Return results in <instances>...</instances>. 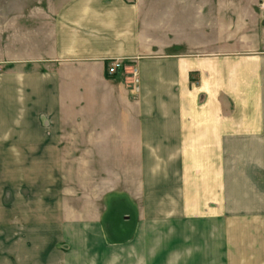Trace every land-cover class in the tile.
<instances>
[{
  "label": "crops",
  "instance_id": "0c3cea01",
  "mask_svg": "<svg viewBox=\"0 0 264 264\" xmlns=\"http://www.w3.org/2000/svg\"><path fill=\"white\" fill-rule=\"evenodd\" d=\"M258 3L0 5V264H264V193L223 194L225 172L264 186ZM113 60L126 70L107 74ZM69 170L138 171L155 188L183 178L204 198L177 211L163 194L108 189L69 212L57 205Z\"/></svg>",
  "mask_w": 264,
  "mask_h": 264
},
{
  "label": "rangeland",
  "instance_id": "374dc122",
  "mask_svg": "<svg viewBox=\"0 0 264 264\" xmlns=\"http://www.w3.org/2000/svg\"><path fill=\"white\" fill-rule=\"evenodd\" d=\"M20 1V0H19ZM23 1V0H21ZM38 1V0H35ZM11 3H15V0H0V5L2 4H11ZM126 70V69H125ZM130 73V72H129ZM130 76V74H129ZM131 78V76H130ZM84 173V177H86V175L89 173L90 178L92 179V172L91 171H85V172H81V171H74V170H69L67 172V178H68V186L66 188H62V195L66 193L67 195V201L63 202L62 204H57V205H62V209H67V211L71 212V211H87V210H92V209H96L94 203H91V196L95 195L96 193H102L103 191H106L108 189H118V190H127L129 192H131L132 194H136V195H147L149 198L148 200L151 199L150 196L153 195H160L163 194L166 203L164 204V206L166 205L168 208H171V210L175 209L177 211L179 210H185V209H189L192 211L197 212L200 207H201V203L202 200L201 198L203 197V193H201V187L200 186H186L184 185L183 178H178L175 182L176 185L174 186H163V187H152L151 185L149 186H140V185H136L139 184V176H140V172H128V176L126 174H124V172H115L113 174L114 177H112L111 180H109V173L105 172V173H100L99 174V179L98 182L96 180H91L89 181V183L87 181H85V183L82 184V181L78 178H80V174ZM112 173V172H111ZM120 174H124V180H120L118 179V176ZM225 186L223 188V194L225 199L228 198V200H230V197L233 198V196H239V195H244V194H252L255 195L257 193H264L262 191H264V186H258V187H247V186H232L231 184L233 182H238V180L241 181V179H239V175L236 173L234 175H232V177H228L229 174H227V172H225ZM96 176V174H95ZM256 176H258L257 178H259L260 174L257 173ZM255 176V177H256ZM255 178V179H257ZM261 179V178H260ZM91 182L94 184L91 185ZM109 182H115V186H112ZM119 182H127V184L125 186H123V184L118 185L117 183ZM171 182V181H170ZM194 182V181H192ZM195 182H199L198 180ZM258 182V181H256ZM262 183H264L263 181H261ZM259 183V182H258ZM90 184V185H89ZM98 184V185H97ZM191 201H190V200ZM235 202L233 204H230L229 202H225L224 203V208L225 209H231L229 208V206L234 205V206H239V202L238 200L234 199ZM39 205V204H37ZM42 205V204H41ZM147 207L153 208L152 206H156L157 204L154 203H147L146 204ZM204 206H202L204 209L206 208V204H203ZM209 205V206H208ZM215 203L212 201H209L207 203V210H213L214 208H211L210 206H214ZM233 206V207H234ZM240 206L243 207L245 206V204H241ZM232 207V209H233ZM258 236V235H257Z\"/></svg>",
  "mask_w": 264,
  "mask_h": 264
},
{
  "label": "built area",
  "instance_id": "2783aa9c",
  "mask_svg": "<svg viewBox=\"0 0 264 264\" xmlns=\"http://www.w3.org/2000/svg\"><path fill=\"white\" fill-rule=\"evenodd\" d=\"M259 7L262 10V18L264 21V0H259ZM126 69V64L125 62H123L122 60H113L112 62H110L107 66L106 72L109 75L115 74L119 71H123ZM130 76L131 78L136 81V68L135 67H131L130 69Z\"/></svg>",
  "mask_w": 264,
  "mask_h": 264
}]
</instances>
